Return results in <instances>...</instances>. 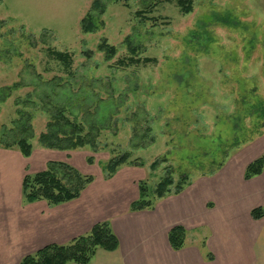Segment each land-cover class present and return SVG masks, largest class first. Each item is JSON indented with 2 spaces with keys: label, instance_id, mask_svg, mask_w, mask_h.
I'll return each instance as SVG.
<instances>
[{
  "label": "rangeland",
  "instance_id": "rangeland-1",
  "mask_svg": "<svg viewBox=\"0 0 264 264\" xmlns=\"http://www.w3.org/2000/svg\"><path fill=\"white\" fill-rule=\"evenodd\" d=\"M93 1L0 0V90L21 84L0 94V132L9 134L25 108L32 112L34 134L30 157L0 147L26 162L10 153L0 156V186L6 188L1 194L22 206L48 203L25 201L21 163L25 176L56 161L94 176L73 200L89 187L87 194L133 203L141 181L148 182L155 206L189 187L199 189V202L249 196L246 185L241 187L249 181L246 167L264 154V0H192L189 12L179 0H102L103 13L92 8ZM144 9L146 20L139 15ZM89 12L103 22L94 32L81 29ZM104 39L117 47L113 58L98 49ZM51 49L70 52L71 67ZM130 57L155 61L129 63ZM54 105L91 132L95 147L57 150L40 144ZM124 153L130 154L128 162L107 177L104 167ZM168 173L172 192L158 198L155 189ZM183 175L186 185L175 193ZM212 232L202 227L193 236L205 239Z\"/></svg>",
  "mask_w": 264,
  "mask_h": 264
},
{
  "label": "crops",
  "instance_id": "crops-1",
  "mask_svg": "<svg viewBox=\"0 0 264 264\" xmlns=\"http://www.w3.org/2000/svg\"><path fill=\"white\" fill-rule=\"evenodd\" d=\"M0 153L25 162L19 153ZM57 159L69 160L67 156ZM25 163H21V190ZM244 185L250 192L246 198L240 194L235 199L233 193L227 202H199V189L189 187L179 196L157 202L154 209L130 211V200L111 202L106 194H87L89 187L81 198L55 207L46 202L22 206V202H9L7 193L1 194L6 190L1 184L0 264H19L24 256L46 245L69 243L102 221H110L120 245L114 251L98 249L91 264H264V217L255 219L251 213L264 207V172ZM103 196L107 202H101ZM135 198L137 194L131 200ZM175 225L187 230L185 246L179 250L169 241ZM202 227L213 232L205 239L193 236V230Z\"/></svg>",
  "mask_w": 264,
  "mask_h": 264
},
{
  "label": "trees",
  "instance_id": "trees-1",
  "mask_svg": "<svg viewBox=\"0 0 264 264\" xmlns=\"http://www.w3.org/2000/svg\"><path fill=\"white\" fill-rule=\"evenodd\" d=\"M178 3L187 12L193 9L192 0H179ZM104 7L102 0L93 1V9H98L103 13L105 11ZM147 11L148 9L139 11V15L143 16L144 20H146L145 12ZM101 24L98 21V16L89 12L81 20V29L84 32H94ZM98 49L105 53L107 59L113 58L117 53V47L110 44L106 39L100 43ZM129 49L132 54L135 55L137 53V49L133 48L130 42ZM49 53L64 64L66 68L71 67L73 55L70 52L51 49ZM128 61L129 63H148L155 60L151 58L130 57ZM20 87V83H14L1 89L0 94L16 90ZM1 98L0 103L3 101ZM24 109L20 112L22 115L20 119L22 121H19V119L15 120L9 134L5 135L4 132H0V147L17 149L25 157H30L34 148L31 141L34 136L31 131L32 112L26 113ZM50 114L52 121H49L47 124L48 130L42 132L39 137L40 144L43 147L57 150H76L84 148L88 143L95 147L94 138L89 139L91 132L86 133L83 125L69 119L65 113V109L54 105L50 108ZM129 157V153L114 156L103 169L106 171L105 174H107V177L114 176L118 169L128 162ZM88 162H93V159L88 158ZM130 163L135 164L133 162ZM142 164L141 162L137 165ZM157 165L158 163L154 162L152 167H156ZM263 172L264 154L246 167L245 179L250 180L261 175ZM93 180L94 176L80 172L67 162L50 161L45 170L25 174L22 182V191L26 202L47 200L50 205H57L78 198L86 186ZM187 180L188 176L183 175L182 179L176 185L177 190L175 193H180L184 189ZM173 183L174 179L168 173L158 183L155 189V195L158 198L165 197L172 192L171 186ZM139 188L140 198L131 204V211L153 209L155 202L151 199L148 182L141 181ZM251 213L255 219L262 218L264 217V208L256 207ZM186 235L187 230L184 226L175 225L172 227L169 232L171 246L175 250L184 247ZM119 245L120 241L110 221H102L95 224L89 233L78 236L69 243L50 244L34 253L24 256L19 264H91L98 249L103 248L108 251H114L118 249Z\"/></svg>",
  "mask_w": 264,
  "mask_h": 264
}]
</instances>
